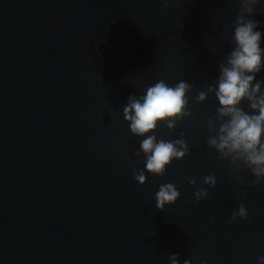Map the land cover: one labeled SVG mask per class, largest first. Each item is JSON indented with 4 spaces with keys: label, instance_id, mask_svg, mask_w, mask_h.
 Listing matches in <instances>:
<instances>
[{
    "label": "water",
    "instance_id": "obj_1",
    "mask_svg": "<svg viewBox=\"0 0 264 264\" xmlns=\"http://www.w3.org/2000/svg\"><path fill=\"white\" fill-rule=\"evenodd\" d=\"M239 7V0L167 7L163 0H0V264H170L171 254L179 264H258L264 179L253 188L250 171L230 174L206 143L218 100H195L215 84L233 47ZM250 18L264 33V0ZM159 80L192 85V116L150 134L183 138L190 150L163 176L145 171L140 185L133 169L145 170L143 153L136 155L144 137L131 134L123 107ZM241 106L250 111L247 101ZM213 174L211 188L202 181ZM166 183L181 195L160 211L155 196ZM198 187L209 195L197 203ZM240 204L248 219L231 223Z\"/></svg>",
    "mask_w": 264,
    "mask_h": 264
},
{
    "label": "clouds",
    "instance_id": "obj_2",
    "mask_svg": "<svg viewBox=\"0 0 264 264\" xmlns=\"http://www.w3.org/2000/svg\"><path fill=\"white\" fill-rule=\"evenodd\" d=\"M170 0H163L167 7ZM239 10L233 25L231 51L218 64L219 76L215 84L208 85L206 91H200L195 100L205 102L209 95L214 94L219 107L214 119L206 120L207 129L214 133L206 138L210 149L218 154V159L227 160L230 174L250 171L255 179L249 187H256L264 179V80L256 76L264 71V48L261 47L264 33L258 31L259 21L250 17L260 0H239ZM228 39V33L223 32ZM192 85L180 81L170 86L159 80L148 86L145 94L137 97L131 95L123 107V118L129 123L132 135L144 137L140 140V151L145 157V170L133 169V178L140 184L146 183L145 171L154 176H163L172 161L181 160L189 154L190 146L183 138L171 141L157 139L153 133L158 125L165 124L174 130L178 123L191 117L189 93ZM248 102L250 111H245L242 102ZM183 136V133L181 134ZM238 185L243 186L240 176L233 177ZM203 184L211 188L216 186L215 175L203 177ZM188 183L196 186L197 180L189 178ZM181 193L172 183L161 184L156 193V208L163 211L166 205L174 204ZM209 192L198 187L194 193L196 202L207 198ZM248 210L244 204L232 213L231 223L248 219ZM170 264H179L178 254L169 256ZM183 264H191L184 260ZM258 264H264V256L258 257Z\"/></svg>",
    "mask_w": 264,
    "mask_h": 264
}]
</instances>
